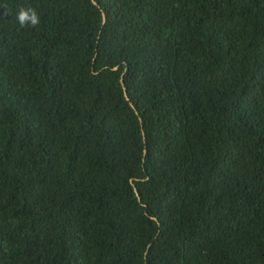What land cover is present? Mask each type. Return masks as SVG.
<instances>
[{"label": "trees", "instance_id": "obj_1", "mask_svg": "<svg viewBox=\"0 0 264 264\" xmlns=\"http://www.w3.org/2000/svg\"><path fill=\"white\" fill-rule=\"evenodd\" d=\"M0 5V264H264V0Z\"/></svg>", "mask_w": 264, "mask_h": 264}, {"label": "clouds", "instance_id": "obj_2", "mask_svg": "<svg viewBox=\"0 0 264 264\" xmlns=\"http://www.w3.org/2000/svg\"><path fill=\"white\" fill-rule=\"evenodd\" d=\"M0 7L6 9L7 5H0ZM16 21L21 27L37 28L41 23V16L35 7L18 6Z\"/></svg>", "mask_w": 264, "mask_h": 264}, {"label": "water", "instance_id": "obj_3", "mask_svg": "<svg viewBox=\"0 0 264 264\" xmlns=\"http://www.w3.org/2000/svg\"><path fill=\"white\" fill-rule=\"evenodd\" d=\"M95 3V2H94ZM103 14V13H102ZM105 21V18H104V14H103V22ZM122 86H123V90H124V94L126 95V90H125V87H124V84H123V82H122ZM127 97V96H126ZM142 133H144L143 131H142ZM135 191H136V189H135ZM136 193H137V191H136ZM138 195V194H137ZM154 219H156L155 217H153ZM148 247H149V245H148Z\"/></svg>", "mask_w": 264, "mask_h": 264}]
</instances>
